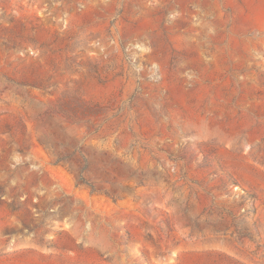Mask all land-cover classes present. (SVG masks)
Segmentation results:
<instances>
[{"label": "rangeland", "instance_id": "1", "mask_svg": "<svg viewBox=\"0 0 264 264\" xmlns=\"http://www.w3.org/2000/svg\"><path fill=\"white\" fill-rule=\"evenodd\" d=\"M0 264H264V0H0Z\"/></svg>", "mask_w": 264, "mask_h": 264}]
</instances>
